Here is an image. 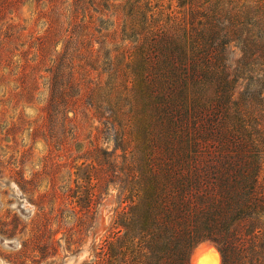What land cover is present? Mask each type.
Masks as SVG:
<instances>
[{
    "label": "trees",
    "instance_id": "1",
    "mask_svg": "<svg viewBox=\"0 0 264 264\" xmlns=\"http://www.w3.org/2000/svg\"><path fill=\"white\" fill-rule=\"evenodd\" d=\"M83 3L98 16L68 7L50 33L75 45L52 100L112 125L128 162L96 148L98 197L110 184L117 204L97 264H190L205 241L222 264H264V0H176L165 23L138 1ZM100 7L124 13L109 52L90 44L115 26Z\"/></svg>",
    "mask_w": 264,
    "mask_h": 264
},
{
    "label": "rangeland",
    "instance_id": "2",
    "mask_svg": "<svg viewBox=\"0 0 264 264\" xmlns=\"http://www.w3.org/2000/svg\"><path fill=\"white\" fill-rule=\"evenodd\" d=\"M77 1L0 0V262L4 264H97V249L105 244L117 207L113 187L109 184L108 195L101 199L94 179V168H101L94 161L96 148L116 167L128 163L116 147L113 126L103 119L74 118L63 103L52 100L59 68L75 55L73 41L67 44L60 33L51 38L54 22L62 21L68 7L79 20L98 16L93 6L84 10ZM125 1L156 7L161 23L170 21L176 5V0H96L101 6H123ZM100 9L115 26L108 30L109 36L95 33L90 44L96 51V41H103L109 52L108 42L122 37L118 25L124 13L113 7ZM65 48L68 60L61 59ZM196 259L222 264L217 247L209 241L193 250L189 263Z\"/></svg>",
    "mask_w": 264,
    "mask_h": 264
},
{
    "label": "bare ground",
    "instance_id": "3",
    "mask_svg": "<svg viewBox=\"0 0 264 264\" xmlns=\"http://www.w3.org/2000/svg\"><path fill=\"white\" fill-rule=\"evenodd\" d=\"M197 263H198V260L196 259V261L194 262V264H197ZM0 264H4V263L0 262ZM198 264H215V263L200 262Z\"/></svg>",
    "mask_w": 264,
    "mask_h": 264
},
{
    "label": "water",
    "instance_id": "4",
    "mask_svg": "<svg viewBox=\"0 0 264 264\" xmlns=\"http://www.w3.org/2000/svg\"><path fill=\"white\" fill-rule=\"evenodd\" d=\"M198 260V259H197Z\"/></svg>",
    "mask_w": 264,
    "mask_h": 264
}]
</instances>
